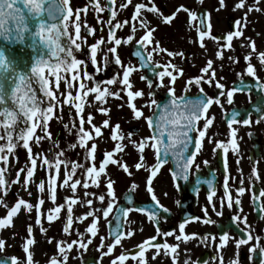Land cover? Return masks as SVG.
Masks as SVG:
<instances>
[{
  "label": "snow or ice",
  "instance_id": "6c2138e0",
  "mask_svg": "<svg viewBox=\"0 0 264 264\" xmlns=\"http://www.w3.org/2000/svg\"><path fill=\"white\" fill-rule=\"evenodd\" d=\"M200 2L202 3V0ZM115 3L116 0H108V5H102L100 0H91V7L95 13L107 12L111 19L100 17L99 15L95 17L97 23L101 25V31L105 25L107 26V36L105 38V36L100 35L94 42L89 43L88 37L95 36L98 30L89 26L86 19L82 20L81 18V13H86L87 7L73 9L71 0H0V37L6 42L14 41L21 44L24 43L26 38L30 39V47L35 53L30 75L15 73L11 83L8 82L7 76L3 82H0V141H2L0 143V165H3L0 166V205L6 208L5 217L0 218V229L12 225L13 218L18 215L22 207L29 212L35 208L36 225H41L42 216L48 222H53L59 218L62 210H66V222L62 226L64 234H70L74 223L83 222L91 218L86 225L87 237H85V233L77 231L76 235L80 239H74L70 243L58 242L56 247L62 259L52 258L50 264H66L68 259L67 252L73 249L74 245H78L80 249H87L92 244L93 238L99 234V222L101 219L107 224H112L115 221V227L111 230L112 240H107L105 236L99 237V248H106V252H103L102 256L111 255L116 246H122V239L131 237L134 234L131 229L125 232L121 223V216L127 217L131 209L121 208L117 204L114 181L111 178L106 180V195L101 194L96 197L100 201V207L93 208V200L87 199V197L95 195V193L87 191L89 187H99L102 178L108 175L106 172L107 166L117 165L129 176L132 173L126 163H122L115 158L116 153L124 151V145L120 141L125 139V135L121 133L118 123L114 126L110 124V119H104L102 127L110 129V139L116 143L112 150L102 153V160L97 161L98 145L94 141L97 137L102 136V127L94 123V117L91 112L85 113V105H92L94 102H98L96 111L108 116L110 109L103 105L108 103L109 98L123 100L124 96H126L125 103L130 109L133 118L137 121L143 119L146 122L151 134L138 143L133 142L140 153L139 162H136L134 167L136 170L145 168V150H153L155 163L146 168L149 174L145 178V189L151 197L154 207L147 210L139 209L138 211L143 213L154 225H158L160 219L163 218L161 213H168L169 209L160 204L155 194L153 180L163 165L169 162L167 159L169 156H171L172 162L175 164V170L170 169V172L177 190L180 189V185L176 183L177 181H188L190 172L193 169L199 170L200 165L196 162V158L202 151V141L205 137V132L213 123V118L207 116V113L213 103H220L218 99L214 100L204 94V89L200 85L202 82L212 84L215 81L217 89L224 88L221 83L216 81L213 61L208 60L206 66L201 69V73L206 74L208 79H205L204 75H200L187 80L184 85V90L188 91L190 86L195 84L199 87L200 93L204 94L202 98L188 99L185 96H177L174 85L178 76L183 75L182 69H177L171 62L168 64H156L155 68L163 70L156 72V78L159 83L155 87L165 88L170 100L169 103L161 108L154 98V91L151 90L153 83L149 82L148 88L150 91L147 96L150 99L144 106L148 108L155 106L160 111L158 116L155 111H153L152 116H145L142 108L134 103L137 98H143L145 93L142 90H135L130 79L132 74L137 72L138 69L131 62L124 63L118 53V46L126 45L133 41V34L136 33L137 28L135 25H129L132 34L127 35L126 39L123 40L117 37L116 30L123 28L125 24H128V21L121 22L117 19V10L112 7ZM224 6V0H220V7L223 8ZM129 7L132 8L130 20L139 21V27L144 30L141 36L135 40V43L147 53L146 55H141L139 51L134 53L135 56L139 57L140 66L145 69L149 68L152 64L153 53L167 52L169 57L174 56L176 53L162 48L159 41L154 40L153 33L155 29L143 18L145 13L162 15L153 0H147V2L121 0L120 9H128ZM244 7L245 0H239L235 5L237 9ZM252 10L251 7L248 8V11ZM256 10L259 11V8ZM180 11L187 13L189 23L198 19L196 12L190 11L184 5H180L171 15L163 16V21L170 23ZM245 24L246 14L245 23H241L239 20L236 21L235 30L226 34L225 43L220 45L221 50H218L215 54L217 58H223V49H231L233 47L231 42L234 38L243 36ZM210 27L207 14L199 18V23L196 24V31L200 37V47L202 48L205 47L203 43L204 37L210 36ZM82 28L84 30L83 34ZM212 38L216 39L215 37ZM105 44L110 45L106 50L102 48V45ZM150 44L155 46L148 50ZM242 47H245V45H242ZM247 47L251 48V53L244 57L246 61H249L246 69L247 74L255 76L256 70L250 62L251 54L256 52L255 42L250 41ZM44 49H47V53L44 52ZM98 53H102V60L98 59ZM258 59L261 67H264V52L258 53ZM229 60H233V58L229 57ZM87 62H90L96 73L104 71L109 64L114 63L117 66L116 74L105 81L97 80L87 70ZM233 62L235 61L233 60ZM0 69L5 73L10 72L12 69V61L9 60L3 50H0ZM165 78L168 81L166 84L164 83ZM140 79L144 80L145 77L141 76ZM88 82H91V86H89ZM61 83H63V91L60 87ZM261 87L264 88V85H261ZM233 91L229 90L226 93L229 103L232 102ZM221 94L223 95L224 93L222 92ZM89 96L92 97L91 100H88ZM65 107H68L70 117L72 116V109H74L75 118L78 120V123L72 124V127L76 128L77 142L70 147L72 149L78 147L83 150L85 163H78L64 158L65 152L63 150L52 153L51 157L43 151L34 152V146L39 147L44 140L51 142L52 147L48 150L49 152H52V148H59L58 141L52 137L50 121L53 119L63 121ZM117 107H123V104L117 105ZM202 119L204 120L203 127L198 128V122ZM237 122H242L245 125L250 123L248 119L238 120V114L233 113L228 120L231 139L227 143L216 142L213 151L221 149L226 156L229 152V147L234 153L238 150L235 139L236 131L232 130V125ZM85 125L88 127L86 128ZM64 127L68 128L69 125L64 124ZM128 138L131 139V134H129ZM21 147L26 151V162L23 167L17 168L15 179L9 181L7 179V174L10 170L9 158L12 157L18 160L16 149ZM38 162L39 167L46 172L48 199L52 205L47 209L46 213L41 211L45 203L43 198V193L46 190L45 178H41L38 182L33 180L38 168ZM203 163L207 165L208 161L205 160ZM78 170H80V175L79 178H76ZM223 172L219 210L213 201V197L217 195V192L211 181L208 182L207 203L212 205V211L218 217L223 215L222 210L225 206L231 210L235 205L237 212L232 215V222L238 229L243 224L244 228L240 229V231H246L249 228L247 217L240 214L242 212L240 197L246 192V188L243 186L244 181L243 179L240 180L235 192L236 198L233 199L226 159ZM22 173H24V176L21 181ZM252 177L256 180L260 179L255 167L252 169L250 179ZM10 183L21 184L25 191L28 190L30 183H36L41 195L38 196L35 204L29 203L22 198H17L14 205L9 207L5 197L8 194ZM196 183L199 184L200 181L197 180ZM63 186L68 187L72 196L62 197V202L58 204L57 188ZM78 186L84 189L82 194L84 199L77 195ZM137 187L138 185L133 183L129 191H135ZM164 194L167 195V193ZM29 195H31V192H29ZM261 198H264V190H261L258 196H252L253 201H259ZM128 200L131 202L132 197L129 196ZM77 204L86 206L87 210L84 214L74 218L73 206ZM259 210L264 214V203L260 204ZM203 212L205 217L203 223H216L209 218L207 208ZM110 216L111 219H109ZM199 220L200 217L186 218L178 224V234L175 231H162L157 226L155 235L144 239L136 245L137 252L131 254V256L122 252L112 259L110 264H125L129 258L132 261H136L137 264H146L145 253L150 248L156 250L153 259L156 258V255H159L161 249L164 250L165 255L178 254V244H170L166 241L160 243L158 242V237H174L176 241L186 243L197 236L195 233L186 234V225L190 221ZM140 230L142 231V229ZM40 231L44 233L46 229L41 226ZM27 233L28 238L23 244V252L26 254L23 264H34L33 254L30 251V246L35 243L34 238H32L33 227L31 225L27 226ZM203 239L207 240L208 237H203ZM211 239L215 240L216 237L212 236ZM230 239L229 232L227 230L222 231L219 236L217 251L225 246ZM252 239L253 237L249 231L246 239L236 240V246L245 245ZM256 239L258 240L259 238L257 237ZM48 242L51 243V239ZM4 247L5 242L0 239V250H3ZM250 251H255V248H251ZM260 252L264 256V248L260 249ZM0 264H21V261L16 257H11L10 261L0 260ZM172 264H176L175 255L172 258ZM185 264H188V262L185 261ZM232 264H237V262L233 261ZM261 264H264V260L261 261Z\"/></svg>",
  "mask_w": 264,
  "mask_h": 264
},
{
  "label": "flooded vegetation",
  "instance_id": "af4514ba",
  "mask_svg": "<svg viewBox=\"0 0 264 264\" xmlns=\"http://www.w3.org/2000/svg\"><path fill=\"white\" fill-rule=\"evenodd\" d=\"M100 2L102 5H108V0H100ZM120 2L121 0H116L112 7L117 10V19L121 22L128 21V24L116 30L117 37L123 40L126 39L127 35L132 34L129 25H135L137 31L133 34L134 39L132 42L118 46V53L124 63L131 62L138 69L137 72L132 74L130 79L133 85L138 87V90H142L145 93L143 98H137L134 101L138 107L142 108L143 112L145 111L144 115L148 113L149 116H152L153 111L156 109L155 106L153 108L144 106L150 99L147 96L150 91L148 88L149 82L153 83L151 90L154 91V98L158 104L163 99L170 100L165 88L155 87L159 83L156 78V72L163 70L155 68L156 64H168L171 62L177 69H182L183 75L178 76L174 85L177 96H185L186 98L198 96L202 98L204 94H207L214 100L218 99L220 103H213L207 113V116L213 118V123L205 132V137L202 141V151L196 158V162L200 165L199 170L193 169L189 174L188 181H177L176 183L180 185L179 190L176 189L172 181L169 160L154 178L155 194L160 204L169 209L168 213H161L163 218L160 219L159 224L154 225L143 213L138 211L139 209L147 210L154 207L151 197L145 189V178L149 174L146 170L139 172L135 178H125L122 187H119L122 177H108L107 175L102 178L99 187H89L87 191L95 193V195L89 196L87 199L93 200V208L100 207V201L96 197L101 194L106 195V180L111 178L114 181L117 204L121 208L131 209L127 217L121 216V223L125 232L131 229L134 234L131 237L122 239V246H116L111 255L102 256L101 254L106 252V248H99V237L105 236L107 240H112L111 230L115 227V221L112 224H107L101 219L99 222V234L93 238L92 244L87 249H80L78 245H74L73 249L67 252L68 259L66 264H110V261L122 252L129 256L137 252L136 245L144 239L155 235L157 226L162 231H175L178 234V224L190 217H200L199 221H190L185 229L186 234H197L196 238L185 243L176 241L174 237H158V242L160 243L166 241L170 244H178V254L165 255L164 250L161 249L159 255H156V258L153 259L156 250L150 248L145 253L146 264H172L173 255L176 258V264H185V261L188 264H232L233 261H236L237 264H261V261L264 260V256L260 252V249L264 248V214L260 212L259 206L264 203V198L259 201H253L252 196H258L259 192L264 190V88L261 87V85H264V67H261L258 59V53L264 52V0H258V2L257 0H245V7L239 9L235 8L239 0H224L225 6L223 8L220 7V0H202V3L200 0H153L162 15L145 13L143 18L155 29L153 33L154 40L159 41L162 48L176 54L169 57L167 52L153 53L152 64L147 69L140 66L139 57L134 55L137 51L141 52V55L147 54L144 49L135 43V40L141 36L144 30L139 27V21L130 20L132 8L120 9ZM140 2H147V0H140ZM78 3L76 9L81 7H87L88 9L86 13H81L82 20L86 19L89 26L98 30L95 36L88 37V42L92 43L100 35L106 38L107 26L105 25L101 31V25L97 23L95 17L99 15L100 17L111 19L110 15L107 12L95 13L91 7V0H78ZM180 5H184L190 11L196 12L198 19L189 23L187 13L180 11L170 23H165L163 16L171 15ZM249 7L253 10L248 11ZM257 8H259V11L256 10ZM87 14H91V17L88 18ZM205 14L208 16V23H210L211 27L210 36L204 37L203 43L205 47L202 48L200 47V37L196 31V24L199 23V18ZM245 14L246 24L243 29V36L234 38L231 42L233 47L231 49H223V58H217L215 54L218 50H221L220 45L225 43L226 34L235 30L236 21L239 20L241 23H245ZM83 32L82 28V34ZM250 41H254L256 46V52L251 54L250 59L256 70L255 76L247 74L246 69L249 61L244 59L246 55L251 53V48L247 47ZM210 45L213 48H210ZM242 45H245V47H242ZM109 46L105 44L102 45V48L106 50ZM154 46V44H150L148 50H151ZM77 55L79 56V54ZM229 57H232L235 62L229 60ZM98 59L102 60V53H98ZM208 60L213 61L216 81L221 83L224 88L217 89L214 81L212 84L202 82L200 87H203L204 94L200 93L199 87L195 84L191 85L188 91H185L184 85L187 80L200 75H204L205 79H208L206 74L201 73V69L206 66ZM109 68H117V66L114 63L109 64L99 74L98 78H101L107 72L109 76L105 74L103 80L111 79L116 72L111 71L109 74ZM141 76H144L145 79L141 80ZM167 82V78H165L164 83L166 84ZM229 90H234L231 103L228 102L226 96ZM222 92L224 93L223 95L221 94ZM124 104L126 105V103ZM127 109L130 111L128 107ZM233 113L238 114V120L248 119L250 123L245 125L242 122H237L232 125V130L236 131L235 139L238 150L234 153L229 147V152L225 156L221 149H216L215 151L213 149L216 142L227 143L231 139L228 120ZM203 123V119L198 122V128H202ZM127 133L134 134L131 136L135 139L134 141L129 140V152L125 156L129 158V161L138 160L139 162L140 153L133 142L137 140L138 143L144 137L150 135V130L146 122H144L141 126L134 125L129 127ZM124 153L123 151L116 154L121 157ZM144 155L146 158L145 164L155 163L153 150L146 149ZM102 158V153H100L97 156V161L102 160ZM225 159L229 168V183L233 199L236 198L235 192L240 180L243 179L244 181L243 186L246 188V192L240 197V207L242 208L240 214L247 217L249 228L246 231H240V229L244 228L243 224L238 229L232 222L231 217L237 212L235 205L231 210L225 206L222 210L223 215L218 217L212 211V205L207 203L208 182L211 181L217 192V195L213 197V201L219 210ZM205 160L208 161L207 165L203 163ZM253 167L257 169L259 180L254 177L250 179ZM41 178H45L46 189L43 196L45 203L41 211L46 213L47 209L52 205L48 199L46 174L39 175L37 182ZM197 180L200 181L199 184L196 183ZM133 183L137 184L138 187L135 191H129ZM83 192L84 189L78 186L77 195L81 196L82 199H84ZM164 193H167V195ZM70 196H72V193L67 186L57 188L58 204L62 202V197ZM129 196L132 197L131 202L128 200ZM205 208L208 210L209 218L216 223H203L205 219L203 210ZM86 210V206L74 205V218L84 214ZM65 211L62 210L59 218L53 222H48L42 216L41 225H36L35 208L29 212L22 207L15 217V234L13 236L11 255H0V260L10 261L11 257H16L23 264L26 258V254L23 252V244L28 238V225L33 227L32 238H34L35 243L30 246V251L33 254L34 264H50L52 258L62 259L56 247L57 243L61 241L70 243L74 239H80L76 235L77 231L85 233V237H87L86 225L91 220V218H88V220L83 222L74 223L70 234H64L62 226L66 222ZM109 219H111V216ZM41 226L46 229V232L42 233L40 231ZM225 230L229 232L231 239L217 251L219 236ZM249 231L253 239L247 244L237 247L236 240L246 239ZM212 236H215L216 239L212 240ZM203 237H208V239L204 240ZM257 237L259 238L258 240L256 239ZM49 239H51V243L48 242ZM251 248H255V251H250ZM125 264H137V262L129 258Z\"/></svg>",
  "mask_w": 264,
  "mask_h": 264
},
{
  "label": "rangeland",
  "instance_id": "374dc122",
  "mask_svg": "<svg viewBox=\"0 0 264 264\" xmlns=\"http://www.w3.org/2000/svg\"><path fill=\"white\" fill-rule=\"evenodd\" d=\"M71 4H72L73 9H76L79 3H78V0H71ZM87 17L90 18L91 14H87ZM209 47L213 48L212 45H210ZM87 63H88L87 70L89 71V73L93 74L95 79L100 80V81H105L103 80V77L105 76V74L108 75V73L106 72L104 73V76H102L101 78H98L101 72L96 73L93 67L91 66L90 62H87ZM109 69H110L109 74L111 73V71L116 72V68H109ZM88 83H89V86H91V82H88ZM60 87H61V90L63 91V83H61ZM134 89L138 90V87L134 86ZM122 96H123V93H122ZM91 99L92 97L89 96L88 100H91ZM125 99H127L126 96H124L123 100L109 98L108 103L103 105L110 109L108 116H104L96 111V104L98 102H94L92 105L86 104L85 110H84L85 113L87 112L92 113L94 117V123L97 124L98 126L102 127V121L104 119H110V124L113 126L118 123L120 125L121 133L125 135V139L123 141H120V143L124 145L125 153L121 157L120 155L116 154L115 158L121 161L122 163H126L129 166V171L132 173V175L131 176L127 175L122 170V168L118 167L117 165H109L106 167V172L108 174V177H111V176H115L116 178L122 177L121 184L119 187L123 186L125 182V178H135L139 172L141 173L146 170V166H149L152 164V163L145 164V168L136 170L134 167V164L138 162V160L129 161V158L125 156V154L129 152L128 150L129 140L134 141L135 139L132 136H131V139L128 138L129 134L127 133V129L134 125L141 126L145 122L143 119L137 121L136 119L133 118L132 113L127 109L126 105L124 104ZM121 104H123V107H117V105H121ZM63 116H64L63 121H58L56 119H53L52 121H50V131L52 133L53 139L58 141L59 148L58 149L52 148V152H49L48 150L52 147L51 142L48 140H44L39 147L34 146V152L43 151L45 154L51 157L52 153L63 150L65 152L64 158L71 160V161H76L78 163H85L83 150L78 147L76 149H72L70 147L73 142L74 143L77 142L76 128L72 127L73 123H78V120H76L75 118L74 109H72V116L70 117L69 109L68 107H65ZM145 116H149V114L147 113ZM64 124H68L69 127L65 128ZM85 127L87 128L88 126L85 125ZM131 135H134V134H131ZM94 142L98 145L96 158L100 153H104L106 151L112 150L114 148V144L116 143L110 139V129L103 128V127H102V136L97 137ZM0 143H2V141H0ZM16 154L18 156V160L13 159L12 157L9 158L10 160L9 169L10 170H9V173L7 174V179L9 181L15 179V172L17 168L23 167L26 162V151L22 147L16 149ZM0 166H3V165H0ZM43 174H46V172L42 168L39 167V162H38V168L34 174L33 180L37 182V177ZM79 175H80V170H78L76 178H78ZM23 176H24V173L21 174V181L23 179ZM29 192H31V195H29ZM40 195L41 194L39 192L38 186L35 183H30L27 191H25L22 185L19 183H10L9 188H8V194L5 197V200L9 207L14 205V202L17 200V198H22L25 201L34 204L37 202V198ZM43 196H44V193H43ZM5 215H6V208L5 206L0 205V218H4ZM14 226H15V217L13 218L12 225L7 226L3 229H0V239L4 240L5 242V247L3 248V250H0V255H11V251H12L11 249L13 245V236L15 234Z\"/></svg>",
  "mask_w": 264,
  "mask_h": 264
},
{
  "label": "water",
  "instance_id": "95a60500",
  "mask_svg": "<svg viewBox=\"0 0 264 264\" xmlns=\"http://www.w3.org/2000/svg\"><path fill=\"white\" fill-rule=\"evenodd\" d=\"M31 40L25 39L24 43L18 42H6L0 37V50L5 51L7 57L10 61H12V69L10 72L5 73L2 69H0V82L4 81V78L8 77V82L11 83L15 73H21L25 75L31 74V64L33 62V57L35 53L30 47ZM44 52L47 53V49H44ZM38 91V90H37ZM39 95V92H38ZM188 99H196L197 97H187ZM169 103V99H163L159 105L161 108L163 105ZM160 109L156 108L155 112L157 116L159 115ZM191 150V149H190ZM170 161V169L175 170V164L172 162L171 156L167 157ZM126 204V203H124Z\"/></svg>",
  "mask_w": 264,
  "mask_h": 264
}]
</instances>
